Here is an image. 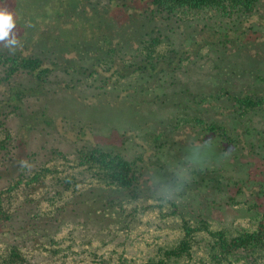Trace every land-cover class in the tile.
I'll return each instance as SVG.
<instances>
[{
  "label": "trees",
  "instance_id": "trees-1",
  "mask_svg": "<svg viewBox=\"0 0 264 264\" xmlns=\"http://www.w3.org/2000/svg\"><path fill=\"white\" fill-rule=\"evenodd\" d=\"M262 1L136 0L128 8L125 3L121 5L128 12L123 13L124 21L116 18L117 26L114 22L106 24L122 34L106 30L53 47L48 30L40 28L31 48H17L10 54L0 45V132L4 135L0 136V226H7L11 234L32 231L49 238L54 235L56 244V227L64 213L41 212L33 198L14 204L13 187L28 185L41 175L60 174L64 169L65 176L56 177L58 185L72 188L79 177L76 170L81 169L91 175L95 186L74 194L73 212L99 205L117 209L120 215L131 203L132 211L138 213L146 173L154 171L157 188L172 197L158 195V200L168 201L170 214L181 223L182 236L176 246L161 249L157 257L144 264L179 260L223 264L219 253L229 256L236 251H263L264 192L260 189L264 187V136H232L227 125L249 119L247 116L256 125V117H264V36L258 40L263 49L253 50L246 57L254 66H244L241 76L229 61L223 64L226 52L229 56L228 52L242 50L235 45L237 28L216 34L218 42H224V51L213 43V57H200L193 48L201 43L194 37L202 29L201 22L174 13L177 9L184 13L208 9L251 20L258 16L256 6ZM111 3L102 1L89 7L97 10ZM262 23L264 26V18ZM16 31H20L18 25ZM162 42L171 46L165 55L143 53ZM113 77L126 80L119 93L112 85ZM47 104L52 115L63 110L67 113L69 118L62 119L74 125L76 136H59L68 134L64 121L62 130L39 129L48 136H20L19 132L32 128L33 122L44 120ZM35 109L44 110L38 116ZM160 110H169L171 121L152 116ZM143 114L149 122L136 119ZM178 119L193 121L209 135L163 136L161 130L155 136H139L141 133L136 132L137 126L148 133L161 125H174ZM99 123L106 129H98ZM109 125L113 128L108 129ZM126 128L131 136H123ZM87 129L90 136H85ZM111 129L122 136H109ZM52 154L71 164H42L39 172L28 174ZM17 171L20 173L14 179ZM7 205H14L10 212ZM233 207L262 216L257 231L231 238L227 229H214L211 221H222L223 214L231 213ZM201 235L213 239V246L200 258L195 240ZM18 253L11 245V255Z\"/></svg>",
  "mask_w": 264,
  "mask_h": 264
},
{
  "label": "rangeland",
  "instance_id": "rangeland-1",
  "mask_svg": "<svg viewBox=\"0 0 264 264\" xmlns=\"http://www.w3.org/2000/svg\"><path fill=\"white\" fill-rule=\"evenodd\" d=\"M102 1L106 2L108 0H0V6H6L13 13L16 25L20 27V31L17 33L22 46L19 48L25 50L34 46L36 41L33 43L32 41L41 33L40 28L48 30V41L53 44V47L65 45L68 40L72 44L74 40H84L85 38H82L87 35L95 36L97 33L106 30L114 34H122L112 26L109 28L106 24L116 21V18L122 19L124 17L123 13L126 15L128 13L127 8L131 6L132 1L136 4V0H112L111 6L98 7L97 10L92 9ZM123 3L127 5V8L121 6ZM177 10H174L176 15L201 22L202 29L194 35L195 40L201 42L196 49L193 48L196 56L198 51L200 57L202 55L212 58L213 54L210 52L215 50V47L211 45L213 43L217 47L222 46V51H224L226 48L224 42H218L220 39L216 34H219L220 31L229 33L232 32L230 30L237 28L238 40H236L235 45L239 44L242 50H235L232 54L228 52L229 56L226 52L223 64L226 65L229 61L232 69L241 76H244L245 73V71H242L244 66L246 69L254 66L253 63H248L246 57L249 56L247 54H250L251 51L254 53L253 50L260 51L263 49L261 42L258 41L264 36V26H262V18H264L263 1L256 6L258 16L251 20H246L245 16L241 18L237 14L233 17L222 16L218 11L208 9L187 13ZM240 20H243L242 23H240ZM82 29L85 31L82 32ZM255 29H257V33L252 35L256 31ZM224 40L227 41V39ZM256 43L258 44L256 45ZM0 45L3 44L0 43ZM170 50L171 46L167 42H162L157 47L145 50L143 53L159 57ZM262 53L264 54V52ZM226 56H228V59H226ZM198 59L201 60L202 58ZM225 68L232 71L231 67L225 66ZM125 81V79H119L118 77L112 78V85L118 88V91H115L116 93L121 92L120 90L124 87ZM48 108L49 105L47 104L44 120L33 122L32 128H26V130L19 132L20 136H48L39 130L41 128L62 130L64 121L62 118H69V116L64 110L61 111L60 115H52L54 113ZM136 108L140 110L139 107ZM42 110L44 109H35V113L39 116ZM161 112L163 115H159ZM152 116H158L160 119L169 122L172 113L169 110H160L159 113L157 112ZM247 117L251 119L250 116ZM147 118L144 114L143 118L136 116L137 120L149 122ZM249 119L244 117L232 126L227 125L230 135L264 136V117H256V125L250 123ZM45 121H48L49 124ZM64 122L67 125L68 134H59V136H76L74 125L66 123L67 119ZM27 124L30 126L29 121ZM102 127L103 125L100 123L97 125L98 129ZM109 127L110 125L108 129ZM125 130L127 131L122 133L123 136H131L128 128ZM161 130L165 132L163 136H204L205 133L209 135V133L197 127L193 121H184L183 119H178L174 125L168 124L161 125V128L156 127L148 133H144L140 131L138 126L136 127V132L141 133L139 136H155ZM17 132H14V136H17ZM109 133V136H122L115 129H111ZM86 134L85 136H90L89 129L86 130ZM97 134L96 136H100V133ZM0 136H4L2 132H0ZM71 158L74 159L75 157L72 156ZM42 162L38 165L35 164L28 171V174L39 172L42 164L49 166L71 164V161L63 160L56 154L49 155ZM20 171H17L14 179ZM76 171L79 177L77 178V184L72 188H67L63 184L62 187L58 185L56 177L65 176V171L62 169L60 174L50 173L46 177L41 175L38 180L28 185L11 189L10 193L15 195L14 204L16 203V205L21 204L26 198H33L37 200L41 212L51 213L58 210L56 216L59 213H64V215L60 225L56 227L58 228L56 236L59 238L56 244H54V235L49 238L45 235L34 234L32 231L12 232L13 234H11L7 231V226H0L2 231L0 232V264H144L149 258L157 257L161 249L173 248L178 244L182 236L181 223L175 216L170 214L168 201L158 200V195L163 197H169V195L157 188L158 185L153 180L154 171L146 173L147 180L144 183L145 191H143L139 200L141 205L139 212L136 213V209L132 211L130 203L126 211L120 215H118L117 209H102L99 205L91 210L89 207H84L82 210L78 209L79 211L73 212L74 194L95 186V181L90 174L81 172V169ZM263 192L264 187L260 189V193ZM19 200L21 202H18ZM134 204H136V201ZM13 206L8 207L7 205V210L10 212ZM240 210L239 207H233L231 213L227 211L223 214L222 221H211L213 228L227 229V235L231 238L247 232L257 231L262 216L251 215L240 212ZM59 218L56 217V219ZM11 245L16 246L18 254L11 255ZM195 245L197 247L195 252L201 258L204 250H211L213 239L201 235L196 238ZM219 258L221 262L223 261V264H264V250L236 251L229 256L219 253ZM172 264L187 263L179 260L172 262Z\"/></svg>",
  "mask_w": 264,
  "mask_h": 264
},
{
  "label": "clouds",
  "instance_id": "clouds-1",
  "mask_svg": "<svg viewBox=\"0 0 264 264\" xmlns=\"http://www.w3.org/2000/svg\"><path fill=\"white\" fill-rule=\"evenodd\" d=\"M0 43L10 54L22 46L13 13L6 6H0Z\"/></svg>",
  "mask_w": 264,
  "mask_h": 264
}]
</instances>
